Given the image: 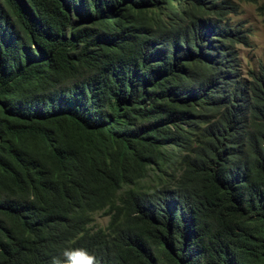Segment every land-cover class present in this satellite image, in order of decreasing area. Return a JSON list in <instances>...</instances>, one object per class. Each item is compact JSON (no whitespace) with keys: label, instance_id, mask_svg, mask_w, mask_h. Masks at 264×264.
<instances>
[{"label":"trees","instance_id":"trees-1","mask_svg":"<svg viewBox=\"0 0 264 264\" xmlns=\"http://www.w3.org/2000/svg\"><path fill=\"white\" fill-rule=\"evenodd\" d=\"M241 3L0 0V264H264Z\"/></svg>","mask_w":264,"mask_h":264},{"label":"rangeland","instance_id":"rangeland-1","mask_svg":"<svg viewBox=\"0 0 264 264\" xmlns=\"http://www.w3.org/2000/svg\"><path fill=\"white\" fill-rule=\"evenodd\" d=\"M239 13L231 15L233 24H242L249 36L248 45L238 46V56L242 73L246 75L249 70L258 69L264 62V21L258 14L257 7L249 3H241ZM109 216L99 213L95 216L97 229H105Z\"/></svg>","mask_w":264,"mask_h":264},{"label":"clouds","instance_id":"clouds-1","mask_svg":"<svg viewBox=\"0 0 264 264\" xmlns=\"http://www.w3.org/2000/svg\"><path fill=\"white\" fill-rule=\"evenodd\" d=\"M52 264H99V261L85 248H70L64 250L63 259L53 258Z\"/></svg>","mask_w":264,"mask_h":264}]
</instances>
